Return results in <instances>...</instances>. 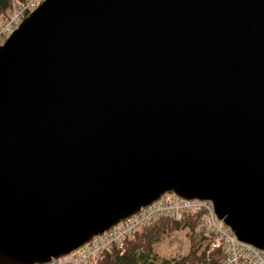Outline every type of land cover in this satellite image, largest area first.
Instances as JSON below:
<instances>
[{"label":"water","instance_id":"95a60500","mask_svg":"<svg viewBox=\"0 0 264 264\" xmlns=\"http://www.w3.org/2000/svg\"><path fill=\"white\" fill-rule=\"evenodd\" d=\"M166 194L264 252V0H44L0 46V264Z\"/></svg>","mask_w":264,"mask_h":264},{"label":"built area","instance_id":"2783aa9c","mask_svg":"<svg viewBox=\"0 0 264 264\" xmlns=\"http://www.w3.org/2000/svg\"><path fill=\"white\" fill-rule=\"evenodd\" d=\"M43 1L28 0L25 5L12 10L7 20L0 24V46ZM191 215L198 217L197 233L212 240L208 255L216 250L221 252L220 264H264V252L239 241L234 232L219 220L210 201L184 200L174 194H166L137 215L117 225L108 234L95 238L85 247L49 264H98L102 255L113 248L123 252L127 239L156 220L171 218L180 221Z\"/></svg>","mask_w":264,"mask_h":264},{"label":"trees","instance_id":"16d2710c","mask_svg":"<svg viewBox=\"0 0 264 264\" xmlns=\"http://www.w3.org/2000/svg\"><path fill=\"white\" fill-rule=\"evenodd\" d=\"M28 0H0V24L4 23L15 7L25 5ZM198 217L191 215L175 221L171 218L156 220L144 230L137 232L125 241L124 251L116 248L105 252L98 264H220V251L208 255L212 240L197 233ZM186 232L189 241V252L185 256L162 258L155 246L175 232Z\"/></svg>","mask_w":264,"mask_h":264},{"label":"rangeland","instance_id":"374dc122","mask_svg":"<svg viewBox=\"0 0 264 264\" xmlns=\"http://www.w3.org/2000/svg\"><path fill=\"white\" fill-rule=\"evenodd\" d=\"M189 247L186 232L179 231L165 237L155 246V251L160 257L169 259L187 255Z\"/></svg>","mask_w":264,"mask_h":264}]
</instances>
